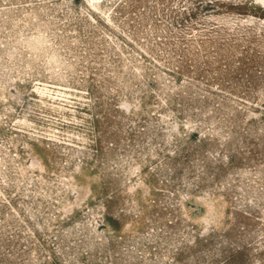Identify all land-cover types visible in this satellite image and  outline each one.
Here are the masks:
<instances>
[{
  "label": "rangeland",
  "instance_id": "obj_1",
  "mask_svg": "<svg viewBox=\"0 0 264 264\" xmlns=\"http://www.w3.org/2000/svg\"><path fill=\"white\" fill-rule=\"evenodd\" d=\"M0 264H264V0H0Z\"/></svg>",
  "mask_w": 264,
  "mask_h": 264
}]
</instances>
